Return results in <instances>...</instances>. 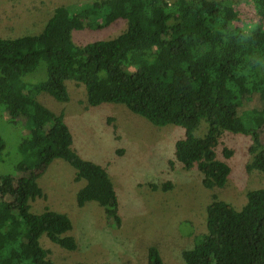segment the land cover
Listing matches in <instances>:
<instances>
[{"label": "trees", "instance_id": "16d2710c", "mask_svg": "<svg viewBox=\"0 0 264 264\" xmlns=\"http://www.w3.org/2000/svg\"><path fill=\"white\" fill-rule=\"evenodd\" d=\"M213 3L204 12L196 0H88L56 7L38 33L0 37V110L27 130L21 147L32 131L35 146L14 175H0V264H54L42 234L66 249L76 247L66 213L30 211L28 200L41 194L36 179L54 158L85 180L75 195L78 206L94 200L112 226L121 224L106 168L72 148L62 115L36 97L43 91L67 101L65 80L82 82L90 105L123 103L154 125L181 126L174 158L185 168L196 166L206 188L222 187L230 171L216 154L223 131L251 135L255 152L246 167L264 171V0ZM113 15L126 21L119 35L80 45L71 39V29L100 28ZM41 61L46 77L27 81ZM201 120L206 130L200 136ZM4 145L0 136V149ZM230 153L223 148L225 157ZM246 196L239 209L213 196L205 206L206 232L182 251L184 264H264V186ZM146 255V264H165L154 244Z\"/></svg>", "mask_w": 264, "mask_h": 264}, {"label": "rangeland", "instance_id": "374dc122", "mask_svg": "<svg viewBox=\"0 0 264 264\" xmlns=\"http://www.w3.org/2000/svg\"><path fill=\"white\" fill-rule=\"evenodd\" d=\"M87 1L0 0V37L38 33L56 7ZM196 2L203 10L205 7L204 12L215 5L214 0ZM125 27V19L113 15L100 28L71 29V39L80 45L114 37ZM45 77L41 61L25 78L37 82ZM65 83L67 101L43 91L36 97L49 110L62 115L72 135V148L82 158L106 168L116 191L121 224L112 226L104 208L94 200L78 206L75 195L85 180L74 178L75 168L66 160L52 159L36 179L41 194L28 201L34 213L47 207L66 213L71 220L68 234L76 241L74 249L61 247L45 234L39 238L54 264H146L150 244L157 246L165 264H184L182 251L200 243L206 232L205 206L213 196L239 209L246 202L248 190L264 186V171L246 167L255 152L250 150L255 145L251 135L221 133L216 154L227 161L230 171L222 187L206 188L196 166L185 168L174 158V141L183 134L181 126L154 125L123 103L90 105L82 82ZM200 122L195 134L201 136L206 123ZM27 133L20 120L10 122L0 110V136L5 143L0 149V175H14L24 153L35 150L34 131L21 147V138ZM224 147L231 151L229 157L224 156ZM165 182L167 188L163 189ZM150 184L158 186L154 189Z\"/></svg>", "mask_w": 264, "mask_h": 264}]
</instances>
